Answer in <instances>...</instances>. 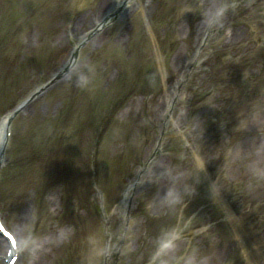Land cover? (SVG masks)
I'll list each match as a JSON object with an SVG mask.
<instances>
[{
	"label": "rangeland",
	"instance_id": "obj_1",
	"mask_svg": "<svg viewBox=\"0 0 264 264\" xmlns=\"http://www.w3.org/2000/svg\"><path fill=\"white\" fill-rule=\"evenodd\" d=\"M103 1L0 0V20L14 15L23 25L22 32L17 25L12 31L19 48L0 62V119L57 76L78 45L72 23L95 9L100 19L113 0ZM141 2L144 11L114 16L97 40L81 46L75 66L26 101L13 120L0 170V211L22 238L17 264H241L231 259L228 239L218 237L220 223L210 220L211 207L224 198L216 188L205 201L200 152L225 172L235 193L264 183V85L258 87L264 82V0ZM258 37L260 54L252 52ZM227 44L234 46L230 53ZM241 48L243 58L256 57L249 71L260 73L246 88L241 76H249L248 69L231 71ZM10 57L15 66L8 71ZM29 58L33 66L19 71ZM151 60L158 72L144 68ZM141 70L148 85L136 84ZM243 89L251 97L240 121L222 130L223 141L211 151L200 146L210 112L229 96L240 92L242 98ZM127 151L131 161L121 165L120 176L114 164ZM199 169L202 180L195 177ZM195 189L201 191L197 202ZM190 201L198 213L185 217ZM249 226L263 245L264 220L255 215ZM51 227L65 231L59 244ZM5 252L0 249V264ZM261 255L253 264H264L263 247Z\"/></svg>",
	"mask_w": 264,
	"mask_h": 264
},
{
	"label": "bare ground",
	"instance_id": "obj_2",
	"mask_svg": "<svg viewBox=\"0 0 264 264\" xmlns=\"http://www.w3.org/2000/svg\"><path fill=\"white\" fill-rule=\"evenodd\" d=\"M105 2H106V0L103 1V4ZM108 2H109V0H108ZM134 6L135 5L133 4V0H127V1L113 0V2L110 4V8L108 10V13L106 14L107 16H101L100 19L97 17L98 19H96L94 16H97V13H96L97 9H95L93 12L91 11L89 14L84 15V16H82L76 20L77 24L80 26H77V24L72 23V25H71L73 27V29H72L73 34L72 35L78 34L79 35L78 43H80L82 45L83 43H86L88 41L89 37H91V36L96 37L93 34L91 35V33L96 32L101 26H104L105 23L108 21L109 16L111 14H113L115 12H118V13L120 12L119 13V17H120L119 19H122L125 15L131 14L132 12L137 10V7L131 9ZM129 7H131V8H129ZM142 9L144 11V7H142ZM103 15H105V13ZM103 17H104V19H103ZM87 22H90V26L88 28H86L85 30L81 31L82 24L85 25ZM96 39H98V37H96ZM96 39H94V40H96ZM10 116H11V113H7L5 116L2 117V119L0 121V167L3 163V152L5 149L4 144H5L7 129H8L9 122H10ZM1 218H2V215H1ZM2 222H3V220H2ZM49 229H51V231L55 234V237H56L55 242L59 244L61 237L65 231L61 230V228L56 229V227H51ZM15 237L17 240V245L19 246L20 239H22V238H21V236H18V235L17 236L15 235ZM53 240H54V238H51L49 240V242H51ZM2 248H11V247H10L8 241L0 235V249H2ZM17 252H18L17 249L12 248L11 254L16 255ZM6 257H7V255H6Z\"/></svg>",
	"mask_w": 264,
	"mask_h": 264
},
{
	"label": "snow or ice",
	"instance_id": "obj_3",
	"mask_svg": "<svg viewBox=\"0 0 264 264\" xmlns=\"http://www.w3.org/2000/svg\"><path fill=\"white\" fill-rule=\"evenodd\" d=\"M0 233L11 240L12 243H15V237L11 232L7 230L3 222H0Z\"/></svg>",
	"mask_w": 264,
	"mask_h": 264
},
{
	"label": "clouds",
	"instance_id": "obj_4",
	"mask_svg": "<svg viewBox=\"0 0 264 264\" xmlns=\"http://www.w3.org/2000/svg\"><path fill=\"white\" fill-rule=\"evenodd\" d=\"M177 238H179L178 235H177ZM167 246H168V247H172V246H174V242H169Z\"/></svg>",
	"mask_w": 264,
	"mask_h": 264
}]
</instances>
